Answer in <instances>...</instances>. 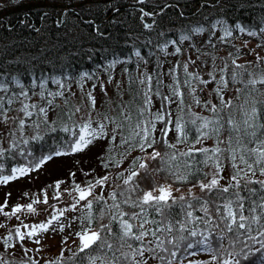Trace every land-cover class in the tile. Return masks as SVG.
<instances>
[{"label": "snow or ice", "instance_id": "obj_1", "mask_svg": "<svg viewBox=\"0 0 264 264\" xmlns=\"http://www.w3.org/2000/svg\"><path fill=\"white\" fill-rule=\"evenodd\" d=\"M143 3L144 0H139ZM118 12L119 9H114ZM143 11V10H141ZM148 15V13H145ZM59 22V21H58ZM217 25H221L223 36L218 37L222 42L233 36V32L246 33L248 36L255 37L264 34V26L258 31L247 29L240 24L234 27L225 26L223 20L217 19L211 24V29L215 30ZM145 27H151L145 24ZM194 33H203L205 28L201 25L191 29ZM216 35L215 31L210 32ZM190 35H181L180 41H187ZM210 42V41H209ZM176 44L177 41H172ZM247 44V42H245ZM261 45H257L260 47ZM215 47V45H213ZM177 53L180 48L175 49ZM254 51V49L250 50ZM239 52V49H237ZM137 57L140 53H135ZM232 57L233 53H227ZM239 56L231 59V71L228 78L222 74L217 80L216 74L209 70V79H203L195 73H188V65L185 64L184 70L188 79L184 81L185 85L191 89L193 100L197 106L201 101L195 97L196 88L192 87L191 81L197 80L200 85H208L216 82L217 86L213 88L216 96L219 98L220 106L205 101L204 107L209 108L214 118L210 119L190 112V118L185 119L184 112V94L179 90H173L171 96H163L161 108L151 114V119L145 117L146 112H150L149 106L152 103L150 95L152 77H147L149 84L148 91L143 93L144 99L142 107L136 109L138 119L134 125L127 122L132 120L130 113L121 111L119 117H122L120 123H117V117L105 116L103 121H94L91 113L87 114V118L81 117L80 122L69 127L64 124L59 129L55 125V121H50L48 117V109L39 107V113L43 114V121L48 133L62 131L71 133V138L65 141L61 149L51 151L39 158L33 156L31 151H25L20 148L19 144H12V150L19 149L18 155L25 157L33 156V160L28 165L12 167L9 174H0V184H8L20 177L28 175L32 170L40 169L53 156H66L73 153L85 151L94 141L101 138H108L112 142L122 146H127L125 151L138 150L145 153L143 157H134L130 164L133 170L128 172L127 176L124 172L118 174V178L122 179V185L126 186L123 190L117 191L120 185H116L114 190L109 194L113 203L108 205L105 197L95 194L97 186L104 187L109 181V175H103L95 181L88 183L85 187L75 184L69 195L72 196V203L63 209H55L53 205V213H50V219L45 222L35 223L32 225L23 224L15 227L14 231H10L3 238V244H0V264H16L14 250L17 245H23L27 240L36 237L34 243L41 244L39 233L55 232L58 230L63 232L70 224L61 222V218L68 219L65 214L68 211H77L80 207L88 210L85 216L87 227H81L75 233L78 239L73 243H77V251L73 252L70 257H65V249L61 248L56 259L46 261L45 264H149L150 260H156L159 264H183L182 257L188 255H196V253H205L207 260L197 262V264H264V179L255 178L257 174L264 177V123H258L264 120V107L258 109L256 102H252L250 110L246 108L249 101L246 99L244 104L239 105V111L242 113V121H238L236 116L229 112L221 115L225 109H232V99H226L223 92L229 88L230 84L242 83L251 86L248 94L252 95L257 84L264 86V70L257 77L254 72L248 71V66L259 62L264 63V56L256 53L254 59L245 63H237ZM124 61L112 60L108 63L107 68H114L117 63ZM195 63V61H192ZM225 68L220 69L224 73ZM107 70V69H105ZM94 74L89 72H81L77 82L81 89L84 88V82L93 79ZM247 76V80L243 78ZM55 84L61 89L65 88V83L61 79L51 78ZM73 79H76L73 77ZM112 77H109L111 80ZM14 82L20 85L22 91L21 96H28V92L24 91V86L20 84L18 79L14 78ZM145 83V81H140ZM35 86V85H34ZM47 80L40 82L41 88H46ZM93 89L96 85L93 84ZM71 91V85L67 86ZM0 89L7 91V85L0 83ZM104 90V85H101ZM203 90V89H201ZM244 89H236L237 93L243 92ZM35 94V93H34ZM156 95H161L157 90ZM41 98L44 93L40 92ZM75 95V93H72ZM48 96L67 97L64 91L48 92ZM92 110L96 109L97 101L93 93H87ZM173 97L179 98L178 107H180L181 115L175 119L166 105L175 102ZM236 99L239 98L237 95ZM53 99L47 100V104L54 108ZM2 101V98H0ZM13 99L7 101L8 104L13 103ZM264 105V101L260 102ZM36 104H24L20 111L24 112L27 117H31L33 113L31 109H37ZM189 109L191 108L188 105ZM81 112L80 107H75L74 111L68 112L61 109L60 119L65 117L71 120ZM0 117L5 121L14 119L8 117L3 109V103L0 102ZM199 121V123H198ZM157 122L163 124L157 130ZM108 125H114L111 134L108 131ZM243 125V128L241 127ZM230 126V130H229ZM25 127V120H19V128ZM37 129L40 124H36ZM159 131L161 139L158 140L156 133ZM196 135L189 141L192 132ZM227 132L222 137V133ZM242 132V135H239ZM175 133L176 142H169V134ZM237 133L238 135H233ZM118 137H121L118 140ZM215 137V146L209 148L204 146V141ZM44 135L37 132L31 137L33 141H42ZM22 143L27 146L29 140H23ZM160 144L157 148L156 145ZM190 144V146L181 151L178 145ZM223 144L225 147L221 148ZM196 145H201L196 147ZM249 145H254L249 147ZM171 150V152L165 150ZM9 149L0 148V156ZM201 158L198 159L197 156ZM183 158V159H182ZM224 160L230 163L232 174L229 177V183L221 185L224 170ZM151 162H156V166L152 167ZM108 167L107 164L104 165ZM116 167H120L119 164ZM207 167L210 172H204L203 168ZM3 165H0V169ZM125 171H127L125 169ZM167 172L174 178V182L184 183L194 180L192 187L188 189L187 194H183L180 188H173V184L165 181L163 184L158 183L152 173ZM75 176V173H70ZM203 177V178H201ZM61 181L55 182V188L59 189ZM258 185L259 187H252ZM198 187L203 194L197 196L192 189ZM74 193V195H73ZM174 193H181L175 195ZM10 195V194H8ZM56 200L60 199L57 193ZM36 201L35 203H40ZM43 203L47 204V196L44 197ZM94 205H99L98 215L93 217ZM122 205L127 206L133 211L126 212L122 209ZM8 207L7 199L0 204V214L4 217L15 216L21 213L26 207L29 213H36L37 209L32 203L26 206L17 205L11 209V212L5 211ZM109 213H112L109 216ZM105 216H109V223H100L98 227H92L94 219L102 220ZM73 221L78 220L77 217L71 218ZM138 221V223H137ZM153 227H149V226ZM0 227H3L0 224ZM21 228L25 229L22 231ZM15 240L16 243H10ZM67 238L62 244L67 245ZM118 245V247H117ZM115 248V250H114ZM13 251H9V250ZM124 249H127L126 251ZM41 249L36 248L39 252ZM71 251V249H68ZM192 250V251H190ZM33 251L30 248H22L21 264H40L39 260H34L29 253ZM7 252L6 256L4 253ZM107 252H112L111 258L107 257ZM117 252L119 253L117 255ZM83 254V255H81ZM26 258V259H25ZM189 264H192L189 261Z\"/></svg>", "mask_w": 264, "mask_h": 264}, {"label": "trees", "instance_id": "obj_2", "mask_svg": "<svg viewBox=\"0 0 264 264\" xmlns=\"http://www.w3.org/2000/svg\"><path fill=\"white\" fill-rule=\"evenodd\" d=\"M4 1V4L0 7V83L7 85V91L0 89V98H2L0 102L3 103V109L8 117L14 119L5 121L0 117L1 126L3 125L1 128L4 129L0 134V148L9 149V151L4 152L3 156H0V165H3L0 174L3 175L9 174L12 167L28 165L33 160V156L39 158L51 151L61 149L65 141L71 138V133H64L59 130L55 133H48L47 128L42 123L43 114L39 113L38 108L45 107L49 110L48 117L52 116L50 121H55V125H49L50 127L56 126L59 129L64 124L69 127L76 124L74 120H68L66 117L63 120L60 119L59 114L61 109L66 110L67 106L72 105L69 102L70 99H68L70 95L81 89L77 82L81 72L94 74L93 79L84 82V87H92L95 84V88L102 90L101 85L106 81H110L109 77H112V80L115 81L120 78L122 84L121 90L116 93L119 96L120 103L114 106V112L111 114L109 110H102L99 111L102 113L98 115L96 111L92 114L94 116L91 115L94 121H103L105 116H110L117 117V123H120L122 117H119V113L124 111L132 116V120L127 123L134 125L139 118L136 109L143 106V93L148 91L149 88L148 76L153 78L150 93L152 103L149 106L150 112L145 113L146 118L151 119V114L161 108L162 103H164L163 96H171L173 90H179L184 94L183 114L185 119L190 118V112L213 119V113L209 108L204 107V103L205 101H211L217 104L218 107L220 106L219 98L213 91L215 82L210 84L209 94L203 98L201 89L205 85H200L195 79L191 81L192 87L196 88L194 95L201 101L200 105L197 106L193 100L191 89L184 83L188 76L185 73L180 56L184 53H190L191 50H198L201 44H209L212 47L214 39L223 36L221 25H217L215 30L211 29V24L217 19L223 20L225 26L234 27V25L240 24L253 31H258L260 27L264 26V0H144L143 3L138 0ZM117 8L119 11H114ZM145 13H148V15H145ZM145 24H149L151 27H145ZM201 25L205 28V32L194 33L191 31V29ZM211 31H215L216 35L210 36ZM181 35H190L191 38L181 42ZM240 35L242 33H239L238 30L234 31L233 36L227 38L224 42L231 44ZM255 37L263 38L264 41V34ZM172 41H177V43L173 44ZM177 47L180 48L179 53L175 51ZM137 51L140 53L139 57L135 55ZM237 54L242 55L244 51L239 49ZM234 57L235 55L232 57L225 56L222 60V68L228 65L223 73L226 79L232 68L231 59ZM114 59L124 62L117 63L114 68H107L108 63ZM209 59L211 65L214 64L213 67L216 68L212 71L216 73V63L211 56ZM246 61L237 60V63L243 64ZM199 68L202 69L201 63ZM262 70H264V63L256 62L248 66V71L254 72L257 77ZM188 73L198 75V70L193 67ZM73 77L76 79H73ZM14 78L18 79L20 84L24 86L23 90L28 92L27 97L19 95L22 89L20 85L14 82ZM51 78L61 79L65 83V88L61 89ZM247 78L245 76L243 79L247 80ZM42 80H47L46 88L40 87ZM142 80L145 83H140ZM68 85H71L70 92L67 88ZM250 87L242 83L230 84L223 94L226 95V99H232L233 108L225 109L221 115L232 112L238 121H242L243 116L238 106L244 104L246 99L249 101V104L246 105L249 110L252 102H256L258 109L264 107L260 103L264 101V86L257 84L252 95L248 94ZM238 88H242L244 91L237 93L236 89ZM157 90L161 95L155 94ZM57 91L65 92L67 105L63 103L65 97L57 96L53 99V97L48 96V92ZM40 92L44 93V98H41ZM237 95L239 96L238 99L235 98ZM10 98L14 102L8 104L7 101ZM49 99H53V104L56 107L52 108L47 104ZM173 100L175 102L166 105V107L172 113V118L175 119L181 115V110L178 107L179 98L173 97ZM24 104H36L38 106L37 109L29 108V111L33 113L30 118L20 111ZM188 105L191 106L190 109ZM68 108L73 111V105ZM100 115H103L101 119L99 118ZM20 119L25 120V127L21 129V132H16L19 128ZM72 119H74V116ZM258 123H264V120H260ZM36 124H40L39 129L35 127ZM113 127L114 125H108L110 134ZM161 127H163V124L157 122V130ZM241 127L243 128V125ZM37 132L44 135L42 141L31 140V137L36 135ZM227 134V132H223L222 137ZM195 135L196 133L193 131L189 141ZM233 135L238 134L233 133ZM239 135H242V132ZM156 136L158 140L161 139L159 131H157ZM120 138L118 137V140ZM168 139L170 143H175V133H170ZM23 140H29V144L25 146L22 143ZM204 142H207V144L204 143V146L211 148L215 146L216 139L213 137ZM17 143L26 152L31 151L33 156L25 159V157L18 155L19 149L12 150L10 148L12 144ZM189 146L190 144H182L178 145V148L183 151ZM252 146L254 145H249V147ZM126 147L119 145L118 142L114 143L108 138H101L94 141L93 145H90L85 151L80 152L77 159H73L72 154L59 157L53 156L40 169L49 164L55 165L58 163L57 169H43L42 174L37 176L34 175V171L37 170H32L28 175L13 180L6 185L0 184V197H2L0 204H3L7 199L8 206L10 208L15 207L13 198H22L23 193L28 188L36 193L49 192L53 194L63 187L74 188L75 184L79 183H81L80 186L85 187L90 182L95 183L97 179L106 174L109 175V180L115 183L114 187L116 185L121 186L116 189L121 191L126 186L122 185V179L118 178V174L124 172V175L127 176L128 172L133 170L130 161L134 157L146 155L138 150L126 152ZM156 147L159 148L160 144L158 143ZM220 147L223 148L225 145L221 144ZM165 150L171 152V150ZM197 158L200 159L201 157L198 155ZM105 164L108 167H105ZM117 164L120 165L119 168L116 167ZM151 166L155 167L156 162H151ZM203 171L210 172V169L204 167ZM70 173H75V176H70ZM231 174L230 163L224 160L221 185L230 182L229 177ZM152 175L158 183L163 184L165 181L172 183L173 188H180L185 195L195 182L194 180L184 183L174 182V178L168 175L167 172H153ZM255 178L264 179L259 174ZM57 181L62 182L59 189L55 188V182ZM13 182H15V193L13 190H9ZM252 187L259 186L252 185ZM113 190L114 188L108 190L106 194H102L108 205L113 203L109 195ZM192 191L197 196L203 195L198 187L193 188ZM174 194L180 195L181 193ZM99 207V205H94L93 217L98 215ZM122 209L126 212L133 211V209L124 205H122ZM87 213L88 210L84 207L75 212L68 211L65 214L68 219L61 218V222L70 224L71 227H66L63 232H60L57 226V231L39 233L38 236L41 239V236L45 237L46 234L50 236L57 235L61 240H64L70 235H74L82 226H88L84 219ZM111 214L109 213V216ZM109 216H105L102 220L94 219L91 226L98 227L100 223H109ZM72 217H77L78 220L73 221ZM19 226L13 225L10 231H14L15 227ZM149 227L153 226L150 225ZM7 235L8 233L0 235V244H3V238ZM35 238L33 237L30 240H35ZM13 241H10V243H13ZM24 247L30 248L24 243L23 245H17L14 250L13 258L16 264H21L22 248ZM9 251L13 250L10 249ZM75 251L77 249L65 254V257H70ZM4 254L8 255L7 252ZM29 255L34 260H39L40 264L56 259L44 260L38 257L35 251H31ZM111 255L112 252H107L108 258H111ZM181 259L183 264H189V261L192 264H197V262L207 260L208 256L205 253L198 252L196 255H188ZM149 264H159V262L150 260Z\"/></svg>", "mask_w": 264, "mask_h": 264}, {"label": "rangeland", "instance_id": "obj_3", "mask_svg": "<svg viewBox=\"0 0 264 264\" xmlns=\"http://www.w3.org/2000/svg\"><path fill=\"white\" fill-rule=\"evenodd\" d=\"M12 1H16V0H11V2ZM4 2H5L4 0H0V7L4 4ZM262 39L257 38V37H251V36H248L246 33H242V35L236 37L233 43L228 44L216 38L214 39L212 47L209 44H201L198 47V50H191L190 53H186V54L184 53L180 56V59L182 60V63L184 65L185 64L188 65V68H189V70L187 69L188 71H191L192 68L195 67L198 70L199 77L203 79H209V77L207 76V73L209 72V70H213V69L216 70V68L213 67L214 64L211 65V61L209 59V57L211 56L212 60L215 61L216 66H217V71H215L216 73L214 74H216L217 80H219L220 75L223 74L220 72V69H223L222 60L225 56H227V53L231 52L236 57L238 55L237 49L243 50L244 54L238 55L239 56L238 60L241 62L242 61L244 62L246 60L247 61L253 60L256 53H259L261 56H264V41ZM245 42H247V44H245ZM213 45H215V47H213ZM257 45H261V46L257 47ZM252 49H254V51H250ZM192 61H195V63H192ZM200 63H201L202 69L199 68ZM120 82H121L120 78H117L116 81L111 79L110 81H106L102 84L104 85V90H99L97 88L93 89V87L85 86L83 89L77 90V92H75V95H70L68 99H70L69 100L70 104L73 105V111L75 107L77 106L81 108V112L78 113L76 116H74V119H71V120H74V123H77V122H80L81 117L87 118L88 113H91L92 115L93 113L97 111L99 115L102 113L99 111H102V110L104 111L109 110L110 113L112 114L114 112V106L117 103L118 104L120 103L119 96L118 94H116L122 88V84ZM210 84L202 87L203 93L201 94V96L203 98L209 94V89L211 87ZM216 86L217 84L215 82V87ZM89 91L93 93V96L96 98V101H97V106L95 110H92L90 107V101L87 96V93ZM63 103L65 105L68 104V103H65V101ZM71 106H67L65 111L71 112L70 111L71 109L68 108ZM51 117L49 119H51ZM102 117L103 115L99 116L100 119ZM1 127H3V125L1 126V123H0V134H2L4 130ZM16 132H21V129L18 128ZM204 143L207 144V142H204ZM200 146L201 145H197V147H200ZM71 156L73 157V159H77L80 156V153H74ZM58 165H59L58 163H56L55 165L49 164L43 169L44 170L57 169ZM43 169L37 170L36 172L34 171L35 173L34 175L35 176L41 175ZM23 180H20V181H23ZM15 182H13L10 185V189H9L10 191L13 190L14 193H15V190H14ZM114 184L115 183L113 181L109 180L106 186L104 187L97 186L95 189V194L96 195L106 194L108 190L114 188ZM71 189L72 188L70 187H63L59 189L58 192L56 193L52 194L48 192V193L43 194L41 192L36 193L32 189L28 188L27 190H25V193H23L22 198L13 199V202H14L13 204L14 206H17V205L26 206L27 204L32 203L33 207L37 209V212L29 213L26 207H24L22 212L17 214L19 219H17V217L15 216L10 215L8 217H4L2 214H0V224L3 225V227H0V235H3L4 233H9L13 225H17V224L21 225V222L23 224L32 225L35 223L45 222L47 219H50V213H53L54 211L52 207L53 205L55 206V209H63V208L68 207V205L73 202L72 196L69 195V192L71 191ZM57 193H59L60 195L59 200L55 199ZM45 196H47V199H48L47 204L43 203V199ZM1 200H2V197H0V202ZM36 201H41V202L35 203ZM12 208L13 207L10 208L8 206L5 209V211L11 212ZM21 230L25 231V229L23 228H21ZM74 240H76L78 243V239L75 236V234L70 235V237H67V241H68L67 245H64L62 244L63 240H61L59 236L57 235L50 236L46 234L45 237L41 236L40 245H36L34 243V240H27L25 242V245L33 249V251H35L36 248H40L41 250L39 252L35 251V253L37 254L38 257H41L44 260H48L50 258L52 259L56 258L59 255L61 248L65 249V254H68L76 250L77 243H73ZM13 244H15V241H13ZM68 249H71V251H69Z\"/></svg>", "mask_w": 264, "mask_h": 264}]
</instances>
